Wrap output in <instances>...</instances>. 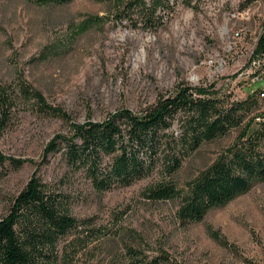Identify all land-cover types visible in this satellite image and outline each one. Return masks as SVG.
I'll return each instance as SVG.
<instances>
[{
	"label": "rangeland",
	"instance_id": "obj_1",
	"mask_svg": "<svg viewBox=\"0 0 264 264\" xmlns=\"http://www.w3.org/2000/svg\"><path fill=\"white\" fill-rule=\"evenodd\" d=\"M123 1L0 0V84L17 89L26 82L46 104L69 115L67 121L41 112L31 99L12 109L0 131V153L26 162L0 169V218L35 174L50 189L69 194L75 217L133 228L142 237V254H166L164 264H264V182L200 221L182 223L177 200L146 197L157 173L99 193L83 175L65 181L59 153L43 156L47 142L67 134L71 123L102 120L121 108L138 114L184 85L215 91L225 102L252 93L256 107L244 123L255 116V122L264 121V65H249L264 26V0H171L172 13L155 30L116 23L112 13ZM240 128L184 160L175 186L186 188ZM78 264H105V258L81 256Z\"/></svg>",
	"mask_w": 264,
	"mask_h": 264
},
{
	"label": "trees",
	"instance_id": "obj_2",
	"mask_svg": "<svg viewBox=\"0 0 264 264\" xmlns=\"http://www.w3.org/2000/svg\"><path fill=\"white\" fill-rule=\"evenodd\" d=\"M32 1L64 4L71 0ZM172 11L171 0H124L112 19L132 28L155 30ZM261 53L264 28L252 56ZM30 99L39 111L69 121L66 112L46 104L38 91L20 81L17 89L0 84V131L17 103ZM256 103L252 93L225 102L205 87L179 86L138 114L121 108L102 120L71 123L67 134L57 133L47 142L43 156L59 153L66 172L63 179L83 175L99 193L157 173L159 178L146 189V197L177 200V219L197 222L209 210L264 182V121L255 122V116L244 123ZM237 128L235 140L186 188L175 186L173 178L184 160L204 143ZM6 162L19 167L26 160L0 153V169ZM71 201L68 193L50 189L35 174L30 176L0 218V264H78L81 256L91 261L98 255H103L105 264L167 262L163 253L142 254L141 235L117 220L112 227L91 217H75L70 212Z\"/></svg>",
	"mask_w": 264,
	"mask_h": 264
},
{
	"label": "built area",
	"instance_id": "obj_3",
	"mask_svg": "<svg viewBox=\"0 0 264 264\" xmlns=\"http://www.w3.org/2000/svg\"><path fill=\"white\" fill-rule=\"evenodd\" d=\"M242 13H246V11H244ZM263 28H264V26H262V31H263ZM257 41H258V39H257ZM256 44H257V42H256ZM255 47H256V45H255ZM249 61H250L249 62L250 67H252L253 69H259L260 66L264 65V53H261L259 55H255V56H251Z\"/></svg>",
	"mask_w": 264,
	"mask_h": 264
}]
</instances>
